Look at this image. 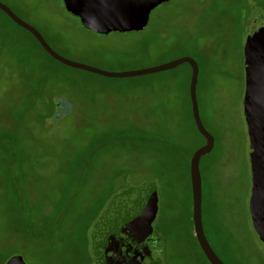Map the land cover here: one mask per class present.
<instances>
[{"label": "rangeland", "instance_id": "374dc122", "mask_svg": "<svg viewBox=\"0 0 264 264\" xmlns=\"http://www.w3.org/2000/svg\"><path fill=\"white\" fill-rule=\"evenodd\" d=\"M0 2L74 63L123 73L195 60L199 114L214 138L200 162L206 233L229 264H264L243 116V49L264 0H170L143 31L107 36L62 0ZM0 20V264H95L94 225L115 196L144 184L157 189L158 242L148 245L158 263L209 264L191 223L187 164L204 143L192 125L190 66L105 79L55 64Z\"/></svg>", "mask_w": 264, "mask_h": 264}, {"label": "water", "instance_id": "95a60500", "mask_svg": "<svg viewBox=\"0 0 264 264\" xmlns=\"http://www.w3.org/2000/svg\"><path fill=\"white\" fill-rule=\"evenodd\" d=\"M170 0H62L65 10L78 18L81 25L97 35L141 32L147 26L150 14ZM3 12L16 26L29 33L42 49L61 65L105 79L126 80L156 75L189 65V99L191 113L198 133L205 145L198 149L189 163L192 199V222L198 246L209 264H224L211 248L202 222V157L214 149V138L204 127L197 103L199 68L191 58L138 71L105 72L74 63L57 54L43 36L21 20L10 8L0 2ZM262 20V19H261ZM260 20V21H261ZM243 49L244 97L243 116L249 141L251 190L248 210L252 228L264 244V20L252 29ZM59 107H62L59 105ZM154 184H144L115 196L94 225L91 250L95 264H159L147 241L153 235V223L158 213V197ZM6 264H26L14 256Z\"/></svg>", "mask_w": 264, "mask_h": 264}, {"label": "trees", "instance_id": "16d2710c", "mask_svg": "<svg viewBox=\"0 0 264 264\" xmlns=\"http://www.w3.org/2000/svg\"><path fill=\"white\" fill-rule=\"evenodd\" d=\"M0 15H1V17H3L4 18V20L6 21V22H8L9 24H11L13 27H15L16 29H18L19 31H22V32H24L25 34H27L30 38H31V40L35 43V45L37 46V48L39 49V51L44 55V56H46L49 60H51L52 62H54L55 64H57V65H59V66H61V67H64L65 69H68V70H73V69H70V68H67V67H65V66H63V65H61L60 63H58V62H56L55 60H53L43 49H42V47L39 45V43L29 34V33H27L26 31H24L23 29H21V28H19L18 26H16L3 12H1L0 11ZM5 29H6V26H5V24H4V21L3 20H0V32L2 33V34H5L6 33V31H5ZM44 38V37H43ZM45 41H46V39H45ZM47 42V41H46ZM47 44H48V42H47ZM49 45V44H48ZM50 46V45H49ZM195 61V60H194ZM196 62V61H195ZM75 71H77V70H75ZM50 73H51V71H49ZM83 73H85V72H83ZM86 74H89V73H86ZM89 75H92V74H89ZM190 76H191V69H190V75H189V80H190ZM99 77V76H98ZM43 81H47V76H43ZM189 82L190 81H188V89H189ZM192 114V113H191ZM192 125H193V128H194V130L196 131V133L198 134V135H200L199 133H198V131H197V128H196V126H195V124H194V121H193V118H192ZM201 137V136H200ZM201 139H202V141H203V143H204V145H205V140H204V138L203 137H201ZM203 145V146H204ZM201 148V147H200ZM199 149V148H198ZM198 149H196L195 151H193L192 152V154H191V156H190V160H191V157L193 156V154L198 150ZM190 160H189V162H188V164H187V168H188V171H189V163H190ZM189 182H190V176H189ZM190 195H191V188H190ZM191 207H192V199H191ZM191 216H192V210H191ZM202 222H203V228H204V232H205V236H206V238L207 239H209L208 238V235H207V233H206V228H205V225H204V219H203V214H202ZM191 223L193 224V222L191 221ZM194 231V230H193ZM153 236H152V238H155V241L153 242V243H155V242H158V239H157V237H155V233L153 232ZM194 237V236H193ZM194 240H195V242H196V244L198 245V243H197V240H196V238L194 237ZM210 241V240H209ZM150 246V245H149ZM198 248H199V246H198ZM200 249V248H199ZM201 251V250H200ZM153 252V251H152ZM154 253V252H153ZM203 255V254H202ZM204 256V255H203ZM205 258V257H204ZM155 260H156V258H155Z\"/></svg>", "mask_w": 264, "mask_h": 264}, {"label": "flooded vegetation", "instance_id": "af4514ba", "mask_svg": "<svg viewBox=\"0 0 264 264\" xmlns=\"http://www.w3.org/2000/svg\"><path fill=\"white\" fill-rule=\"evenodd\" d=\"M154 235V234H153ZM152 235V236H153ZM152 236L150 237V239L147 241V244L148 243H153L154 241H155V238H152ZM207 241L209 242V244H210V246H211V248L213 249V251L215 252V254L218 256V258L224 263V264H229L228 263V260H226L222 255H221V253H219V251H217L216 249H215V247L211 244V241H209V239H207ZM149 246V245H148ZM152 251V250H151ZM153 255H155V253H153Z\"/></svg>", "mask_w": 264, "mask_h": 264}]
</instances>
